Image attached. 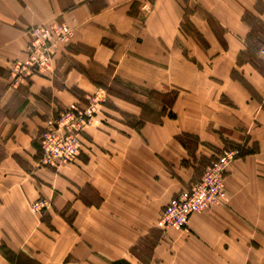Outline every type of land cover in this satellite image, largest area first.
Returning a JSON list of instances; mask_svg holds the SVG:
<instances>
[{"label":"crops","instance_id":"0c3cea01","mask_svg":"<svg viewBox=\"0 0 264 264\" xmlns=\"http://www.w3.org/2000/svg\"><path fill=\"white\" fill-rule=\"evenodd\" d=\"M50 23L71 30L51 72L12 85ZM263 44L264 0H0V264H264ZM152 93L174 101L145 118ZM91 96L76 161L44 167L46 122ZM224 149L223 200L158 230Z\"/></svg>","mask_w":264,"mask_h":264},{"label":"built area","instance_id":"2783aa9c","mask_svg":"<svg viewBox=\"0 0 264 264\" xmlns=\"http://www.w3.org/2000/svg\"><path fill=\"white\" fill-rule=\"evenodd\" d=\"M71 36L64 23L41 24L31 28L26 57L9 64L12 85L24 82L31 76L45 77L51 72V64L57 44L66 42ZM264 57V44L260 48ZM97 96L87 100L83 110L69 108L61 111L57 118L47 121L40 135V162L44 167L57 169L76 161L81 151L82 133L97 112L100 103ZM239 152L224 149L205 168L201 178L187 189L181 190L162 208L155 227L160 231H179L187 227L193 214L211 209L224 198V182L230 164ZM43 202H35L34 210L43 208Z\"/></svg>","mask_w":264,"mask_h":264},{"label":"trees","instance_id":"16d2710c","mask_svg":"<svg viewBox=\"0 0 264 264\" xmlns=\"http://www.w3.org/2000/svg\"><path fill=\"white\" fill-rule=\"evenodd\" d=\"M105 88H106V87H105ZM105 90H106L107 93H111L112 95H114V96H116V97H120V98H124V99L130 100L129 97L125 96V95H124L123 93H121V92H114L112 89L109 90L108 88L105 89ZM156 96H161V95H159V94H157V93H152V94H151V98H152V99H155ZM168 97L171 98V99H170V102H168V103L163 102V103H164V105H169V106H170V105L173 103L174 98H173V96H168ZM168 97H166V98H168ZM130 101H132V100H130ZM86 107H87V102L84 103L83 105H77V106L74 107V108H78V109L83 110V109H85ZM70 108H72V107H70ZM67 109H69V108H67ZM168 116L172 117V114L170 113ZM138 123H139V122H138ZM176 140H177V141H178L183 147H185L188 151H190L191 148H193L194 146H196L195 139H194L193 137H191V136H188V135H182V136H179V137L176 138ZM236 151H237V150H236ZM241 155H242V152L239 151V156H241ZM239 156H238V157H239ZM111 264H130V263L126 262L125 260H119V261L112 262Z\"/></svg>","mask_w":264,"mask_h":264},{"label":"rangeland","instance_id":"374dc122","mask_svg":"<svg viewBox=\"0 0 264 264\" xmlns=\"http://www.w3.org/2000/svg\"><path fill=\"white\" fill-rule=\"evenodd\" d=\"M123 92L124 94L126 95H129L128 93L124 92V91H121ZM170 97L168 98H162V96H156L155 97V100H153V105L152 106H149L146 113H145V118H156L157 115L160 113V108H158V104H160L158 101L160 102H170Z\"/></svg>","mask_w":264,"mask_h":264}]
</instances>
